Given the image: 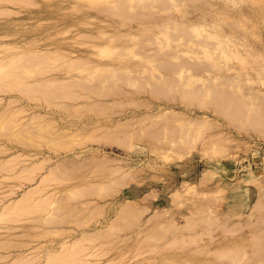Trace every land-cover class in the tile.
Here are the masks:
<instances>
[{"label":"rangeland","instance_id":"1","mask_svg":"<svg viewBox=\"0 0 264 264\" xmlns=\"http://www.w3.org/2000/svg\"><path fill=\"white\" fill-rule=\"evenodd\" d=\"M20 1H0V206L41 188L0 219V264L79 236L73 264H264V74L245 73L264 63V0H113L122 18ZM190 42L218 66L169 74L211 64Z\"/></svg>","mask_w":264,"mask_h":264},{"label":"bare ground","instance_id":"2","mask_svg":"<svg viewBox=\"0 0 264 264\" xmlns=\"http://www.w3.org/2000/svg\"><path fill=\"white\" fill-rule=\"evenodd\" d=\"M0 1H8V2H21L20 0H0ZM134 0H129V2L131 3V2H133ZM139 0H137V2H138ZM171 1V0H170ZM141 2V1H140ZM140 2H138V4L140 3ZM173 4H171V5H173V6H176V5H178V1H177V3L175 2V1H173L172 2ZM124 2H123V7H124ZM141 4H143V3H141ZM140 4V5H141ZM103 5V7H101L100 6V8H99V10H100V14H103V15H105L104 17H108L109 18V15L108 14H110L111 15V13H112V11L111 10H113L114 8H115V10L113 11V13H115V15H116V17L115 18H118L117 16L118 15H120V17L119 18H122L121 16L123 15L122 13H124V12H122V8H120L119 6H120V4L119 5H116L115 3H114V1L113 0H104V3L102 4ZM111 5H113V6H111ZM113 7L110 11H111V13L110 12H108V14H107V11H109L108 10V7ZM142 6V5H141ZM143 6L144 7H146V5H144L143 4ZM150 7H152V8H154V7H156L154 4H151L150 5ZM170 7V6H169ZM99 10H98V12H99ZM104 12H106V13H104ZM99 14V15H100ZM118 14V15H117ZM114 16V15H113ZM113 16H110L111 17V19H112V17ZM114 18V17H113ZM128 18V17H127ZM108 20V19H107ZM127 20H129V21H132L131 19H127ZM123 21H125V19L123 18ZM129 21H127L128 23H129ZM111 39L112 38H110V41H111ZM113 40V39H112ZM112 42V41H111ZM192 45H196V46H200V48H201V50L202 51H204V52H206V54H207V57L208 58H210V59H212V62H211V64L210 65H207V64H209L208 62H207V64L205 65V66H202L204 63L203 62H197V59H191V61H193L194 63H190V64H188V65H185V64H181V65H179L178 66V69H177V71H172V72H169V74H171V73H178V72H183V71H187V72H189V71H193V70H197V71H206V72H208V73H210V69H213V67L214 66H218V64H217V62L215 61L216 59H215V57L213 56V54L212 53H210L209 52V49H208V47H207V45L205 44H202V42H197V43H195V42H190ZM180 44H182V43H180V42H178V46L180 45ZM184 44V43H183ZM120 45H117V46H114L113 48L115 49V51L118 49L117 47H119ZM3 47H5V48H10V47H14V45H11V46H9L8 44H6V43H3V44H1L0 45V49L1 48H3ZM228 47H229V49H230V54L231 55H235L236 53L238 54V55H241V58H240V60L241 61H246V57H248V56H246V57H244V54L242 53V50H239L237 47H234L233 45L231 46V45H228ZM113 48H110V46L109 45H107L104 49L105 50H109V49H113ZM117 48V49H116ZM214 50L215 51H217L218 53H219V56L220 57H223V58H229L228 57V55H230L229 53H226L225 52V50L223 49V48H221V44H220V42H218L215 46H214ZM185 51V50H184ZM44 51L43 50H38V49H36V52H34V53H38V56L39 55H41V56H43V58L45 57V56H47V55H45L44 53H43ZM246 52H248V51H246ZM29 53V52H28ZM44 54V55H42V54ZM240 53V54H239ZM31 54V53H30ZM47 54H49V53H47ZM20 56V55H19ZM117 58H120L121 56H122V54L121 53H117L116 55H115ZM148 57H150V55H147V56H145L144 58H148ZM11 58V57H10ZM139 58H142V57H140L139 56ZM177 58H179V56L178 55H175V56H171V59L172 60H175V59H177ZM37 59V58H36ZM168 64H173L172 62L171 63H168ZM168 64H164L163 66H164V68H165V70L167 69V67H169V65ZM106 66H108V65H106ZM261 67V68H260ZM98 68H99V66H98ZM156 68H159V67H156ZM210 68V69H209ZM236 69V66H230L229 68H228V70H232V71H236L235 70ZM246 72L245 73H247L249 76L247 77V83H248V86L249 87H251V84L254 82V79H252L251 78V74H253V75H256V76H258V75H260L261 73H263L264 74V63H262L261 65H258V64H256V63H252L251 61H249V66H248V69H246L245 70ZM237 72V71H236ZM162 73V72H161ZM168 74V73H167ZM4 76V75H3ZM7 76H10V75H8L7 74ZM12 76V75H11ZM10 76V77H11ZM152 78V77H151ZM262 79V78H261ZM49 81H52V80H47V81H45V82H43V84L44 85H46V84H50V82ZM259 82H260V79L258 80ZM104 82L105 81H101L100 83H99V86H102L103 84H104ZM261 82L264 84V80L262 79L261 80ZM37 84H41L42 82H39V81H37L36 82ZM1 85V84H0ZM2 85H5V86H2V88L0 87V93H1V91H3V89L6 87H9V86H7V84H2ZM231 86H233V84H227L226 82H219V83H217V89H218V93H216V94H218V96L220 95V93H221V96H222V92L223 91H226V90H228L229 88L231 89ZM26 87V86H25ZM6 88L4 89V90H6ZM240 89V88H239ZM158 90V89H157ZM210 89H207V90H205V92H208ZM254 90H256L257 91V93H260V94H262V95H264V90L262 89V88H258V89H254ZM7 91V90H6ZM22 92L21 93H25V91H23V90H21ZM5 91H3V93H4ZM18 92H20V91H18ZM160 93H163V91H161L160 90ZM159 93V94H160ZM249 93H251V92H249ZM248 93V94H249ZM26 94V93H25ZM153 94H156V93H153ZM158 94V95H159ZM225 94V93H224ZM223 94V95H224ZM243 94H245L244 92L242 93V95ZM253 94V93H252ZM246 95H247V93L245 94V95H243V96H245V98H249L250 96L249 95H247V97H246ZM156 96V95H155ZM214 96H216L217 97V99H218V96L217 95H214ZM225 96V95H224ZM249 96V97H248ZM252 96V95H251ZM223 97V96H222ZM252 97H254V94H253V96ZM256 97V96H255ZM259 97V96H258ZM0 98H7V97H3L1 94H0ZM12 98V96L11 97H9V99H11ZM14 98V97H13ZM17 98V97H16ZM251 98V97H250ZM223 99L225 100V101H227L228 103H230V102H232V97H230V95L228 94V96L226 95L225 97H223ZM221 100V101H224V100ZM260 99V98H259ZM3 101L1 100V102L0 103H2ZM213 103H217V102H215V101H212ZM4 103V102H3ZM10 103V102H9ZM5 105H7V103L5 104ZM8 106V105H7ZM7 106H6V108H7ZM5 108V107H4ZM4 108L2 109L3 111H4ZM14 109H16V108H14ZM20 109H21V106H20ZM19 109V110H20ZM2 110H0V112L2 111ZM2 111V112H3ZM16 111H18V110H16ZM10 112H13V111H10ZM9 112V113H10ZM14 113H16V112H14ZM4 114V113H3ZM6 114V113H5ZM38 114H39V116L41 115V113H38V112H35V113H33V114H31L30 115V117H37L38 116ZM43 115V114H42ZM42 115H41V117H42ZM4 116V115H3ZM39 116H38V118H39ZM35 117V118H36ZM37 119V118H36ZM10 158V157H9ZM8 159V158H7ZM2 161V160H1ZM0 161V162H1ZM4 161V160H3ZM3 163V162H2ZM34 163V162H33ZM38 163V162H37ZM9 164V163H8ZM35 164V163H34ZM33 164V165H34ZM7 165V164H6ZM38 164H36V166H37ZM32 166V165H31ZM34 167V166H33ZM38 167V166H37ZM37 167H35V168H37ZM30 168V167H29ZM28 168V169H29ZM34 168V169H35ZM23 170V169H22ZM21 170V172H23ZM30 170H32V168L31 169H29V171L27 170V168H26V171H28V172H30ZM25 171V170H24ZM32 171H35V170H32ZM31 171V172H32ZM21 172L19 173V174H21ZM27 172V173H28ZM50 173H51V171H49ZM49 172H47L46 174H47V176H50V177H53L51 174L49 175ZM26 173V172H25ZM24 172H23V174H25ZM54 173V172H53ZM18 174V173H17ZM18 174V175H19ZM54 175V174H53ZM21 176V175H20ZM2 177V176H1ZM6 177V176H5ZM49 177V178H50ZM47 179H48V177H47ZM41 188V187H40ZM38 186L36 187H33V188H29V189H27V190H25L20 196H18V197H16L15 199H13V200H9L8 198L6 199V200H4L3 201V203H2V205L0 206V219L2 218V216L3 217H5L6 215H7V213H11V211L12 210H14V209H17L18 207H20V205L21 206H23L24 204H26V202H24V200L26 199V200H28V198H30L31 196H33L39 189H40ZM9 195H11V193H6L5 194V196H9ZM45 199V198H44ZM46 199H47V197H46ZM3 200V199H2ZM23 201V202H22ZM44 201V200H43ZM23 205H22V204ZM6 214V215H5ZM6 227H2L1 229H5ZM8 228H10V227H7L6 229H8ZM13 228V227H12ZM83 236V235H82ZM85 236H87V235H85ZM260 236V235H259ZM260 239H261V236L259 237ZM83 239V237H81V240ZM86 239V237L83 239V240H85ZM81 240H80V236H79V238H78V240H76L75 239V241H71V242H68L67 240H61L60 241V247L58 248V249H56V250H54V249H48V250H46V252H45V254H44V259H45V261H46V263L47 262H49V261H52L54 258H55V256H59V254H61V252L63 253V256L62 257H64L65 255H66V251H67V249H68V251L69 252H71V253H73L74 251H70V249L72 250V249H74V250H76L75 249V247H77V245L78 246H80V244L81 243H83V242H81ZM77 241H80L81 243H79V242H77ZM74 242V243H73ZM78 243V244H76V246H75V243ZM73 243V244H72ZM75 246V247H73V246ZM82 245V244H81ZM72 246V247H71ZM70 248V249H69ZM81 247H79V248H77L78 250L80 249ZM66 250V251H65ZM76 252L77 251H75L74 253L76 254ZM68 254H70V253H68ZM6 255V254H5ZM54 257V258H53ZM60 257H61V255H60ZM67 257V255L64 257L65 259H67L68 258V260H65L64 258H55L53 261L54 262H56L55 260H57V262H59V260H60V262L59 263H57L56 262V264H64V263H66L65 261H70L71 259H72V257H73V259L71 260L72 262V264H73V261H74V257H75V255L74 254H72V256H71V254H70V256L68 255V257ZM62 260H64V263H62L63 261ZM76 260V259H75ZM53 262V263H54ZM45 263V262H44ZM43 263V264H44ZM45 263V264H46ZM51 263V262H50ZM50 263H47V264H50ZM53 263H51V264H53ZM71 263H67V264H71ZM77 263V262H76ZM75 262H74V264H76ZM55 264V263H54Z\"/></svg>","mask_w":264,"mask_h":264}]
</instances>
